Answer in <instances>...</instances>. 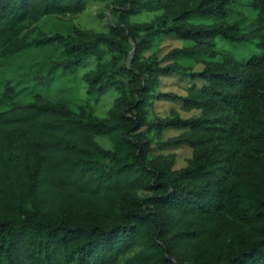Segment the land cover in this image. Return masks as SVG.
Returning <instances> with one entry per match:
<instances>
[{"label":"trees","instance_id":"trees-1","mask_svg":"<svg viewBox=\"0 0 264 264\" xmlns=\"http://www.w3.org/2000/svg\"><path fill=\"white\" fill-rule=\"evenodd\" d=\"M87 1L0 0V53L60 50L32 71L35 87L92 58L89 92L116 94L97 117L3 85L0 264H264V0H117L125 12L104 31L28 37L42 17ZM143 10L154 25L130 23ZM158 34L184 42L161 66L142 55ZM171 72L188 77L184 94L157 90ZM157 99L197 113L150 118ZM172 127L182 130L162 141ZM180 145L191 148L180 168L174 153H153Z\"/></svg>","mask_w":264,"mask_h":264},{"label":"rangeland","instance_id":"rangeland-1","mask_svg":"<svg viewBox=\"0 0 264 264\" xmlns=\"http://www.w3.org/2000/svg\"><path fill=\"white\" fill-rule=\"evenodd\" d=\"M119 6V5H118ZM117 6V0H89L84 9L76 14H51L42 17L36 24L35 28L27 31L28 37H37L53 33H70L73 27L100 32L106 30L107 24L111 19L119 18L120 13L125 11H114ZM158 15L155 12L140 11L130 17L132 24H148L154 25ZM146 32V29L143 33ZM130 44L133 48L134 42ZM184 42L173 35L158 34L152 38V45L142 55L143 60L157 65H165L172 61L170 51L174 48H181ZM132 48L129 56L125 59L118 60V63L128 64L133 55ZM234 53L239 57L244 52L234 49ZM0 53V94L3 90V85L9 83L17 91V99L28 101L34 93L40 92L48 99L56 102H64L72 110L82 111L88 115L104 117L107 110L112 104L115 97V92L110 89L103 93L89 92L86 87L83 75L94 68L95 61L90 58L80 66L75 72H60L56 71L52 74L50 84L45 87H35L32 82V71L37 69L41 64L51 59H56L60 55L59 49H54L49 46L33 47L21 50L18 53L6 56ZM111 53L106 55L110 59ZM116 57V56H115ZM113 58L117 60V58ZM177 62L187 66L191 71H197L202 68V63L195 57L179 56ZM160 81L157 90L160 92H171L175 94H184V88L188 82V77L171 72L160 76ZM5 105L0 102V110L4 109ZM174 110L181 117H188L197 113L195 110L186 111L180 108L178 101L168 99H157L153 101L150 108V118L169 116ZM180 128H166L162 131L161 139L166 140L168 137L177 135L181 132ZM98 143L105 148L110 147V140L103 136L97 137ZM174 153L175 168L183 167L186 164L187 158L191 156V148L187 145L180 146H157L153 153Z\"/></svg>","mask_w":264,"mask_h":264}]
</instances>
